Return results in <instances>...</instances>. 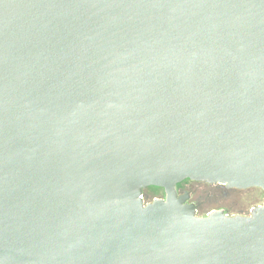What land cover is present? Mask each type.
I'll return each mask as SVG.
<instances>
[{"label": "water", "instance_id": "95a60500", "mask_svg": "<svg viewBox=\"0 0 264 264\" xmlns=\"http://www.w3.org/2000/svg\"><path fill=\"white\" fill-rule=\"evenodd\" d=\"M185 180L264 191V0H0V264H264Z\"/></svg>", "mask_w": 264, "mask_h": 264}, {"label": "rangeland", "instance_id": "374dc122", "mask_svg": "<svg viewBox=\"0 0 264 264\" xmlns=\"http://www.w3.org/2000/svg\"><path fill=\"white\" fill-rule=\"evenodd\" d=\"M189 195H192L189 203L197 206L200 216L218 210L231 216H249L254 208L264 204V191L257 188L228 191L207 184H192L189 186Z\"/></svg>", "mask_w": 264, "mask_h": 264}, {"label": "flooded vegetation", "instance_id": "af4514ba", "mask_svg": "<svg viewBox=\"0 0 264 264\" xmlns=\"http://www.w3.org/2000/svg\"><path fill=\"white\" fill-rule=\"evenodd\" d=\"M192 184H207V183H203V182H194V181H191V180H185L184 182L181 183L180 187H179V193L181 196H185V195H189V186H191ZM208 186H213L214 188H217V189H222V190H228V191H231V190H238V189H229L225 186H220V185H211V184H207ZM255 189V188H254ZM148 190V189H146ZM145 190V191H146ZM156 198H163V196H157L155 197ZM188 202H189V199H188ZM243 214V213H241Z\"/></svg>", "mask_w": 264, "mask_h": 264}, {"label": "trees", "instance_id": "16d2710c", "mask_svg": "<svg viewBox=\"0 0 264 264\" xmlns=\"http://www.w3.org/2000/svg\"><path fill=\"white\" fill-rule=\"evenodd\" d=\"M181 184L178 185V190ZM146 196L149 197L150 200L155 199V197L157 196H163L165 197V191L163 188H159V187H150L148 188V190L145 191Z\"/></svg>", "mask_w": 264, "mask_h": 264}]
</instances>
